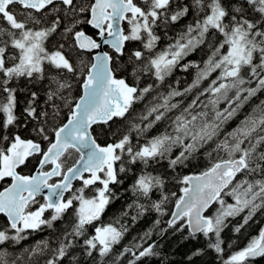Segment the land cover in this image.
Instances as JSON below:
<instances>
[{"label":"snow or ice","instance_id":"6c2138e0","mask_svg":"<svg viewBox=\"0 0 264 264\" xmlns=\"http://www.w3.org/2000/svg\"><path fill=\"white\" fill-rule=\"evenodd\" d=\"M126 51L131 80L114 66ZM21 78L39 91L25 90L18 114ZM262 93L264 0H0V181L11 180L0 191V264H143L169 229L205 239L189 264L208 250L220 264L264 257V227L227 255L222 236L264 212V100L251 104ZM201 157L202 171L180 174ZM169 172L179 196L164 191ZM125 181L131 200L104 224ZM150 212L153 226L117 253Z\"/></svg>","mask_w":264,"mask_h":264},{"label":"trees","instance_id":"16d2710c","mask_svg":"<svg viewBox=\"0 0 264 264\" xmlns=\"http://www.w3.org/2000/svg\"><path fill=\"white\" fill-rule=\"evenodd\" d=\"M56 39L57 37H53L52 43H55ZM135 43L137 44L135 45ZM167 43L168 41L162 38V41L158 45V47H164ZM136 46L139 47L138 42H130V44L128 43L126 47H127V50L130 51L132 49L137 48ZM201 55H202L201 53H196L192 57H189V59H195L199 61L201 59ZM86 56H87V59H91L92 57L91 54H86ZM127 60H128V55L126 51V54L123 57H117V61L114 66L117 68L119 75H124L128 77L129 80H131V77L128 76V72L124 71V66L127 64ZM175 79H179L181 81L180 86L183 87L186 83H190L191 75H189L188 73L177 71L175 73ZM147 83H151V80L143 79L141 82V86H144ZM17 86L21 89V91L18 93L19 104L17 108V113L19 114L20 112H22L23 107L25 106V101L27 99V92L25 90L30 89L33 91H39V86L33 87L31 84L28 83V81H26L23 78H21L18 82L13 83V87H17ZM74 94H80V88L78 85L74 89ZM259 100H264V93L259 94L257 98H254L251 101V104L254 105L256 103H259ZM142 107H143V102L134 106L137 112L140 111ZM249 110H250V106H246L244 109L245 112ZM0 119H2V115H0ZM121 123L122 122L120 120H116L113 126L116 127L120 125ZM234 125H235V121L231 125H229V129L233 127ZM107 140H108L107 137H104V136L100 137L101 143H106ZM75 159H76V156H73V158L69 160V164H72ZM207 164H208L207 159L204 157H201L200 159L193 161V163L188 168L181 170L180 174L183 175V174H189V173H198L202 171L207 166ZM31 170H33V165L29 164L27 168H23L21 171L22 173H29ZM158 170L163 172L162 168ZM174 175H175L174 173L169 172L166 187L164 191L169 194L172 192H176L177 196H179L181 194L180 188L183 187V185L178 184L176 182V180L173 178ZM8 182H9V179L0 181V189L4 187ZM128 183L129 181H125L124 186H121L116 189L119 199L114 200L112 204L109 205L105 214L102 215L101 222H103L104 224L109 223L114 217H118L121 214L124 207L126 206V204L130 202L131 200L130 194L124 192V187H126ZM156 196L158 197L159 193H156ZM172 199L174 201L175 197H173ZM168 207H169V210H172L173 205L169 204ZM132 214H135V213L133 212ZM156 218H157V214L155 212H150V213H147L143 218L139 219L138 222L134 226L131 227L129 233L125 236L121 244L115 247V251L117 253L120 252L122 247L124 245H127L129 241L133 239V237H138L142 235L146 230L151 228L153 226V221ZM168 218H169L168 216H165L162 219L166 221ZM3 220H4L3 216H0V221H3ZM125 220L126 222L131 224V221L129 218H125ZM101 222H97V225H99ZM232 222L234 224L231 223L228 226V228H226L225 231L222 233V236L225 241V244L223 246L225 247V249L227 248L226 254H230L232 251H235V250H238L239 248L244 247L251 237L258 234L259 229L264 223V212L257 213L254 219L250 221L251 224L249 223L248 225H246L245 228L242 229L240 233H234L232 229L235 226V224H237L238 222H241V218L237 217V219L233 220ZM57 227H60L59 223L57 224ZM160 227H166V225L162 224ZM89 231L91 232L92 229L90 228ZM47 235H48L47 230L42 233L33 234V236L30 237V239L24 243L31 244L34 240L47 236ZM187 235H188L187 229H185L183 233H173V231L171 232V229H169V231L163 235H159L158 233L154 234L149 243L153 241L156 242V244L158 245L157 251L159 252V255L156 257L146 258L143 261V264H189L188 256L190 255V253L194 249L205 248L206 241L203 238V236H198L196 240L192 239L191 237H189L188 239H184V237ZM229 244L232 245L231 248H228ZM77 254H79L78 249H77ZM130 258L131 257L124 259L122 261V264H127V260ZM194 259L196 261V264H220V260L218 256L212 250H208L206 254H204L203 256L199 258H194ZM65 264H67V261H65ZM87 264H93V262L91 260H88ZM109 264H111V260H109ZM252 264H264V257H256L252 261Z\"/></svg>","mask_w":264,"mask_h":264},{"label":"flooded vegetation","instance_id":"af4514ba","mask_svg":"<svg viewBox=\"0 0 264 264\" xmlns=\"http://www.w3.org/2000/svg\"><path fill=\"white\" fill-rule=\"evenodd\" d=\"M87 31L89 34H92V35H95V30L94 29H91L90 27L87 28ZM109 49V52L110 53H113V50L108 48ZM77 158V157H76ZM33 170H31L29 173H24V174H30ZM74 186L75 187H79L80 186V182L79 181H75L74 182ZM88 195H91L92 193L91 192H88L87 193ZM65 195H68V194H65ZM47 214V213H46Z\"/></svg>","mask_w":264,"mask_h":264},{"label":"water","instance_id":"95a60500","mask_svg":"<svg viewBox=\"0 0 264 264\" xmlns=\"http://www.w3.org/2000/svg\"><path fill=\"white\" fill-rule=\"evenodd\" d=\"M104 46H106V45L102 44V45H101V48L98 49V50H96V51H101V52L106 51V50L104 49ZM107 46H109V45H107ZM109 48H111V47L109 46ZM94 54H95V53H93L92 55H94ZM189 174H192V173H189ZM73 182H74V181H73ZM10 184H11V180H10L9 184L6 185L5 187L9 186ZM5 187H4V188H5ZM2 190H3V188H2L0 191H2ZM181 194H182V193H181ZM262 227H264V223H263Z\"/></svg>","mask_w":264,"mask_h":264},{"label":"bare ground","instance_id":"6f19581e","mask_svg":"<svg viewBox=\"0 0 264 264\" xmlns=\"http://www.w3.org/2000/svg\"><path fill=\"white\" fill-rule=\"evenodd\" d=\"M130 44V43H129ZM137 43H135V45H136ZM131 46H132V44H131ZM137 47V46H136ZM132 49V48H131ZM129 51V50H128ZM191 80V79H190ZM189 81V80H188ZM76 92V91H75ZM175 185V184H174ZM261 218V217H260ZM237 219V218H236ZM263 220V219H262ZM257 221V220H256ZM233 223V222H232ZM237 223V222H236ZM250 223V222H249ZM234 224V223H233ZM251 224V223H250ZM171 232H172V230H171ZM170 233V232H169ZM187 233V232H186ZM252 233V232H251ZM250 233V234H251ZM256 234V233H255ZM171 236V235H170ZM157 237V236H156ZM200 239V238H199ZM196 240V239H195ZM150 242V241H149ZM159 243V242H158ZM198 245V244H197ZM241 245V244H240ZM123 246V245H122ZM227 246V245H226ZM235 246V245H234ZM239 248V247H238ZM227 249V248H226ZM235 250V249H234ZM191 254V253H190ZM217 255V254H216ZM227 255V254H226ZM214 257V256H213ZM161 258V257H160ZM215 261V260H214Z\"/></svg>","mask_w":264,"mask_h":264}]
</instances>
